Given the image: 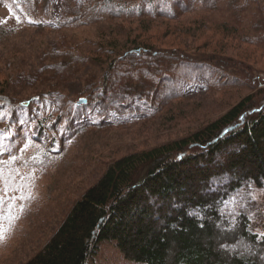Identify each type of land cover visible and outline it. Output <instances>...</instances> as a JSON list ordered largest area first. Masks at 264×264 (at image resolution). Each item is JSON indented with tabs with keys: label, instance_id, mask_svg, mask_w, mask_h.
Listing matches in <instances>:
<instances>
[{
	"label": "trees",
	"instance_id": "obj_1",
	"mask_svg": "<svg viewBox=\"0 0 264 264\" xmlns=\"http://www.w3.org/2000/svg\"><path fill=\"white\" fill-rule=\"evenodd\" d=\"M0 7L15 16L0 21L2 36L57 33L55 48H38L36 71L13 64L0 79V176L23 194L42 167L91 132H144L161 116L174 127L184 115L170 108L198 84L209 98L248 91L186 133L113 159L23 264H89L105 241L135 264H264V235L249 219L252 191L264 186V79L241 67L245 60L227 43L264 56V0H0ZM73 80L79 90L69 95ZM16 89L31 95L9 94ZM24 148H35L41 165L1 167Z\"/></svg>",
	"mask_w": 264,
	"mask_h": 264
},
{
	"label": "rangeland",
	"instance_id": "obj_2",
	"mask_svg": "<svg viewBox=\"0 0 264 264\" xmlns=\"http://www.w3.org/2000/svg\"><path fill=\"white\" fill-rule=\"evenodd\" d=\"M14 18L15 16L9 12L8 8L0 7V21H12ZM9 24H12V22H9ZM84 29L91 30L93 28ZM41 31L40 28L36 32L13 38L12 36H2L0 34V73L12 72L10 67L13 64L23 65V67L34 71L39 68V59L42 52L38 48L44 49L49 45V48H55L56 43L54 42L57 36V33L54 32L46 31L42 34ZM18 34L21 35L20 32ZM149 34L154 37L152 40L155 43H160L158 42L159 32L153 30ZM227 43L229 45L228 52H232L235 56L242 57L245 60L246 64H241V67L252 69L253 72L255 71V76L264 79V56L253 48L244 47L232 41H227ZM87 69L89 70L90 67ZM16 75L23 77L24 80L30 79V77L23 74ZM6 76V74L4 76L0 74L2 84L6 81L5 79H8ZM243 82H248V80L244 79ZM26 83L31 84V82ZM79 86V81L75 80L70 82L69 85L67 84L66 88L70 92L69 95L78 91ZM204 87V84H198L189 88L187 96L190 97L178 103L177 106L170 108L169 113L177 115L178 112H181L184 115L183 120L176 119L174 127L166 128L168 124L163 125L161 116L152 127L146 126L150 129L144 132L139 131L140 127L124 126L89 133L70 150L65 159L61 161L54 160L42 167L43 171L36 172L37 182L34 181L35 184L29 188L31 189L29 192L23 194V188L15 185L8 174L0 176L2 180H0L2 182V184L0 183V264H23L35 253L57 227L61 216L66 212V206L73 203L83 194L85 189L95 183L101 176L105 166L113 159L161 143L166 140V137L170 138L176 134L186 133L187 129H192L194 126H198L223 113L240 99L237 97L248 94L247 90L228 89L226 93L209 98L204 93ZM10 90H13V88L10 87ZM14 93L16 95H31L29 89H16V91L9 94L13 95ZM91 150L92 153H90ZM35 153V148H24L15 156L16 158L3 161L1 167H6L7 164L16 166L23 164L41 165L40 161L37 160L39 154ZM14 159L15 161H13ZM25 174L28 175L29 171H26ZM30 180H33V178ZM13 187L22 190L12 191ZM252 195L255 196V199L249 207L250 228L261 235L264 234V186L254 188ZM21 211L26 212L28 215L21 216L22 218L14 223L11 221L12 224L8 223L7 218H5L7 214L10 219H13ZM89 264L135 263L125 259L116 246V242L105 241L99 246V250L91 258Z\"/></svg>",
	"mask_w": 264,
	"mask_h": 264
},
{
	"label": "snow or ice",
	"instance_id": "obj_3",
	"mask_svg": "<svg viewBox=\"0 0 264 264\" xmlns=\"http://www.w3.org/2000/svg\"><path fill=\"white\" fill-rule=\"evenodd\" d=\"M250 186V185H249ZM253 199H255V196H253ZM251 217H249V219H250ZM261 235H264V234H261Z\"/></svg>",
	"mask_w": 264,
	"mask_h": 264
},
{
	"label": "water",
	"instance_id": "obj_4",
	"mask_svg": "<svg viewBox=\"0 0 264 264\" xmlns=\"http://www.w3.org/2000/svg\"><path fill=\"white\" fill-rule=\"evenodd\" d=\"M82 102H84V100H83V99L79 101V103H82Z\"/></svg>",
	"mask_w": 264,
	"mask_h": 264
}]
</instances>
